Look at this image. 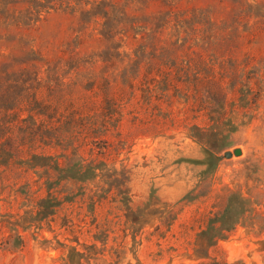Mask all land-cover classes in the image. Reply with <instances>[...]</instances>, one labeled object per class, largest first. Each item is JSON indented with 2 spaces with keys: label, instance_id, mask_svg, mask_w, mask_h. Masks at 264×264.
Returning a JSON list of instances; mask_svg holds the SVG:
<instances>
[{
  "label": "rangeland",
  "instance_id": "1",
  "mask_svg": "<svg viewBox=\"0 0 264 264\" xmlns=\"http://www.w3.org/2000/svg\"><path fill=\"white\" fill-rule=\"evenodd\" d=\"M10 1L0 123L23 99L111 170L55 215L0 171V264H264V0Z\"/></svg>",
  "mask_w": 264,
  "mask_h": 264
},
{
  "label": "trees",
  "instance_id": "2",
  "mask_svg": "<svg viewBox=\"0 0 264 264\" xmlns=\"http://www.w3.org/2000/svg\"><path fill=\"white\" fill-rule=\"evenodd\" d=\"M36 1L47 9L48 5L42 0ZM0 5H2L0 20L4 19L7 22L8 16L17 12V6L10 0H5ZM44 8L38 10L39 17L43 15ZM105 13V16L109 14V12ZM17 29L22 30L19 24H17ZM24 101L23 99L15 101L14 107L9 108L13 110V115L6 112L5 116L8 118L2 124L0 123V171L12 168V170L27 172L30 167H34L36 171L41 170L40 179L26 178L20 186L27 185L29 197L35 203L34 206H39L43 211L50 210V215L57 214L68 205L84 204L85 200L93 205V182L102 173L111 170V168L109 170L108 162L109 148L93 144V140L85 136L84 129L75 127L71 122L69 123L71 130H64L62 123L57 124L53 120L39 121L35 113L29 112L27 116H22L20 112ZM108 103L110 105L112 103L115 108L122 105L117 98L107 100L106 104ZM124 106L123 104L122 108ZM65 107H68L67 104ZM99 108L104 112L107 109L104 103L103 106L102 103L101 106L93 105L95 112ZM78 110L74 103L71 111L65 116L75 114ZM74 119L69 118L67 121ZM101 126L108 129L107 123ZM54 134L59 138H52ZM69 140H74L73 144L63 148L60 152L53 146V144H64ZM51 149H56V151L52 152ZM4 181H6L5 184H13L10 179L4 178ZM18 184L19 182H14V186ZM40 191L45 192V195L38 199L37 193ZM78 194L83 196L82 200L79 197L74 200L73 197ZM67 221L71 222V220Z\"/></svg>",
  "mask_w": 264,
  "mask_h": 264
},
{
  "label": "water",
  "instance_id": "3",
  "mask_svg": "<svg viewBox=\"0 0 264 264\" xmlns=\"http://www.w3.org/2000/svg\"><path fill=\"white\" fill-rule=\"evenodd\" d=\"M235 153L236 154H240L241 153V150L240 149H236L235 150ZM227 156H231V152H227Z\"/></svg>",
  "mask_w": 264,
  "mask_h": 264
}]
</instances>
